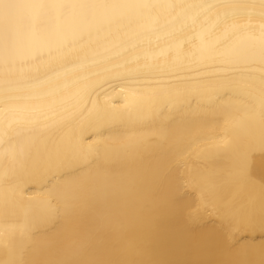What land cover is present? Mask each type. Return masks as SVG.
Wrapping results in <instances>:
<instances>
[{
	"label": "bare ground",
	"instance_id": "1",
	"mask_svg": "<svg viewBox=\"0 0 264 264\" xmlns=\"http://www.w3.org/2000/svg\"><path fill=\"white\" fill-rule=\"evenodd\" d=\"M0 264H264V0H0Z\"/></svg>",
	"mask_w": 264,
	"mask_h": 264
}]
</instances>
